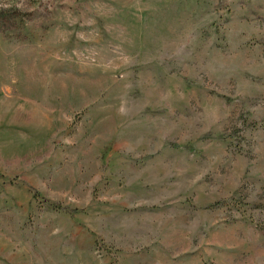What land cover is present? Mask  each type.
Wrapping results in <instances>:
<instances>
[{
  "label": "rangeland",
  "instance_id": "374dc122",
  "mask_svg": "<svg viewBox=\"0 0 264 264\" xmlns=\"http://www.w3.org/2000/svg\"><path fill=\"white\" fill-rule=\"evenodd\" d=\"M0 264H264V0H0Z\"/></svg>",
  "mask_w": 264,
  "mask_h": 264
}]
</instances>
